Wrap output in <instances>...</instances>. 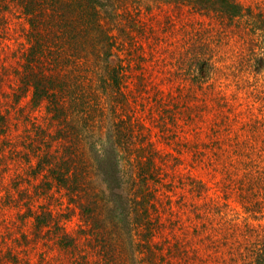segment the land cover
I'll use <instances>...</instances> for the list:
<instances>
[{
    "label": "rangeland",
    "instance_id": "rangeland-1",
    "mask_svg": "<svg viewBox=\"0 0 264 264\" xmlns=\"http://www.w3.org/2000/svg\"><path fill=\"white\" fill-rule=\"evenodd\" d=\"M188 3L109 0L107 37L42 63L60 77L35 103L30 24L0 2V264L242 261L264 205L235 187L264 174V131L233 113L264 121V37ZM81 201L99 207L97 235Z\"/></svg>",
    "mask_w": 264,
    "mask_h": 264
},
{
    "label": "trees",
    "instance_id": "trees-1",
    "mask_svg": "<svg viewBox=\"0 0 264 264\" xmlns=\"http://www.w3.org/2000/svg\"><path fill=\"white\" fill-rule=\"evenodd\" d=\"M108 1L109 0H0L3 11L8 8H17L19 11H22L30 24L31 28L26 36L28 42H25L26 47L24 49L26 56L25 68L27 81L30 85H33L32 94L35 103H39L41 99L48 96L51 90H54L49 86L47 77L51 76L50 78H53L50 79V81L54 80L55 77H60L52 72H50L51 74L48 76L47 70L43 68L42 63H45L47 66H49L47 61H53L58 64L60 58H65L63 54H80L88 43L97 45L98 42H102L105 37H107L108 31L105 29L103 30L104 26L100 18V9L107 6ZM187 1L192 9L200 10V12H217L223 18L226 17L232 21L236 20L238 24L243 17H247V19L250 17L251 21L249 24L247 23V26L252 29V33H256L257 35L259 34L256 30L260 29L264 37V3L258 8V12H255L254 8L250 6L244 7L237 0ZM3 16L4 14H2V17ZM4 21L5 20L2 19V22ZM256 34L255 37H257ZM107 44L105 49L106 53L109 48H111L110 43L107 42ZM46 58L50 60H46ZM44 60H46V62ZM53 64L54 63L50 66H53ZM116 70L117 68L115 66L109 69V76H111V79H113L115 83H118ZM195 79H197V77H195ZM63 80L65 83L66 80ZM106 82L113 88L112 82ZM233 115L245 121L249 129H253L257 133L259 130L264 131V121L254 115L251 108L237 110ZM110 144L114 145V147L116 146L114 140ZM50 156H52L50 151H46L43 154V161L48 164V162H50ZM110 156L116 155L114 152H110ZM255 177H258V179L251 182L250 180ZM107 184L112 188V183ZM235 188L239 190L240 196L245 201L264 205V174L259 173L257 176H251L248 178V183H239ZM80 204L82 206V215L92 229L91 234L97 235L99 229H94V223L98 221L100 223L98 227L101 228L102 226V220L95 217V210L99 207L97 205H84L82 201ZM259 224L254 227L252 232L253 244L247 245L246 252L241 254L242 261L239 264H264V230H262L264 226ZM102 229L103 227L101 230ZM102 238H104V241L107 240L106 237L102 236ZM230 245L234 244L231 243Z\"/></svg>",
    "mask_w": 264,
    "mask_h": 264
}]
</instances>
